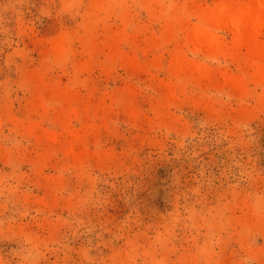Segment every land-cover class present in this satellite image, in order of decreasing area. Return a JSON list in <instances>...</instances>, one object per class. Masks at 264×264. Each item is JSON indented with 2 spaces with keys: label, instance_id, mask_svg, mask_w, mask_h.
<instances>
[{
  "label": "rangeland",
  "instance_id": "obj_1",
  "mask_svg": "<svg viewBox=\"0 0 264 264\" xmlns=\"http://www.w3.org/2000/svg\"><path fill=\"white\" fill-rule=\"evenodd\" d=\"M98 2L0 0V264H264V79L189 43L250 0Z\"/></svg>",
  "mask_w": 264,
  "mask_h": 264
},
{
  "label": "bare ground",
  "instance_id": "obj_2",
  "mask_svg": "<svg viewBox=\"0 0 264 264\" xmlns=\"http://www.w3.org/2000/svg\"><path fill=\"white\" fill-rule=\"evenodd\" d=\"M108 2L109 0H99L98 6L103 8ZM198 17L201 24L189 31V43L195 49H206L209 55L227 53L234 59H238L244 49H247L250 52L247 54L253 57L259 67L260 77L264 79V42L260 43L258 39L264 35V0H250L246 6L219 2L212 9L200 11ZM222 28L234 34L235 42L231 46L221 43L215 33ZM67 40L61 38L55 45L56 56L61 58L59 60L65 57ZM91 46V51H94L96 45L92 43ZM184 59L179 58L172 65L173 74L179 76L198 73L200 75L203 72L201 66L190 64ZM58 98L67 99L64 94ZM76 140L80 142L81 138L77 137Z\"/></svg>",
  "mask_w": 264,
  "mask_h": 264
}]
</instances>
